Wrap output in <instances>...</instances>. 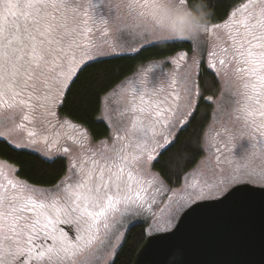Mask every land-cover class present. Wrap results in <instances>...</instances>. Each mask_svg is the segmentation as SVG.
Wrapping results in <instances>:
<instances>
[{
  "label": "snow or ice",
  "instance_id": "obj_1",
  "mask_svg": "<svg viewBox=\"0 0 264 264\" xmlns=\"http://www.w3.org/2000/svg\"><path fill=\"white\" fill-rule=\"evenodd\" d=\"M86 2L0 0V142L10 151L31 149L50 167L67 162L44 186L0 159V264H118L133 229L171 230L205 202L264 189V170L252 161L264 140L234 154L237 131L243 137L241 129L254 127L264 137V0H208L206 30L195 40L171 41L191 42L190 52L172 57L167 74L158 64L145 68L135 92L140 104L113 109L118 126L98 142L83 114L94 90L88 74L123 47V33L110 40L104 32L98 42L84 17L91 11L102 24L111 18L100 15L105 0ZM141 6L127 5L135 20ZM158 72L170 91L146 100L149 88L164 91L150 86ZM201 99L215 104L210 126L220 128L211 141L201 128L188 151L178 140L196 122ZM74 103L82 105L75 122L66 112ZM196 155L202 158L186 171Z\"/></svg>",
  "mask_w": 264,
  "mask_h": 264
},
{
  "label": "water",
  "instance_id": "obj_2",
  "mask_svg": "<svg viewBox=\"0 0 264 264\" xmlns=\"http://www.w3.org/2000/svg\"><path fill=\"white\" fill-rule=\"evenodd\" d=\"M205 203L146 237L132 264H264V189Z\"/></svg>",
  "mask_w": 264,
  "mask_h": 264
},
{
  "label": "trees",
  "instance_id": "obj_3",
  "mask_svg": "<svg viewBox=\"0 0 264 264\" xmlns=\"http://www.w3.org/2000/svg\"><path fill=\"white\" fill-rule=\"evenodd\" d=\"M211 2L213 0H209V3ZM241 2H244V0H241ZM217 10L219 11V9ZM191 46V43L186 42L158 43L155 46L143 48L138 54L105 58L103 59L105 61L104 63L94 65L88 74V80L91 82L94 90L90 91L86 98L87 108L83 114L86 116L87 127L95 140L104 139L109 136L107 125L98 119L101 98L104 94L134 74L140 66L154 61L164 60L180 51L190 52ZM81 108L82 105L75 103L67 106L66 112L72 113L71 118L74 122L81 115ZM212 110L213 102L201 99L196 122H194L191 128L181 134L178 144H185L188 146L187 150L192 151L195 135L201 128H207L211 120ZM64 114L62 113V115ZM202 117L203 119H201ZM10 148V145H6L5 142H0V159H5L9 163H15L20 168L19 176L22 179L26 178L30 182L50 186L51 183H54L64 174L63 170L66 167V163L50 167L36 160L30 154V151L17 149L10 151ZM168 155L166 154L165 157L160 159V165L157 167L165 165ZM200 159L201 156L196 155L195 159L187 166L186 171L190 170ZM140 232L145 233L144 227L135 228L128 234L129 243L121 252L118 264H132L134 256L146 239V234L142 238H138L137 234Z\"/></svg>",
  "mask_w": 264,
  "mask_h": 264
},
{
  "label": "rangeland",
  "instance_id": "obj_4",
  "mask_svg": "<svg viewBox=\"0 0 264 264\" xmlns=\"http://www.w3.org/2000/svg\"><path fill=\"white\" fill-rule=\"evenodd\" d=\"M84 2H85V5L87 6L86 0H84ZM129 3H130V0H105V6L100 9V15H103L105 17H110L111 19H109L108 23L102 24V23L94 22V20L96 19V15L95 13L91 11L88 13L87 16L84 17L86 20H88L87 26L92 28V34L97 38L98 42L101 39H103L102 34L104 32H107L109 34L108 38L110 40L118 36L120 32L123 33L121 37V43L123 44V47L118 48L116 53L109 52L108 56L103 57L101 59L117 57V56L133 55L134 54L132 51L133 48H141V46L145 48L149 46L151 42L153 41L150 39H147V40L141 39L140 37L136 35L135 19L130 15L129 9L127 7ZM89 17H92V18L89 19ZM118 29L120 30V32H118ZM168 42H171V41H168ZM158 43H164V42H158ZM105 50L108 51L107 47ZM176 54H173V56H170L164 60L154 61V62L147 63V64L140 66L135 71L134 74H132L131 76L123 80L120 84H118L116 87H114L112 90H110L109 92H107L106 94L102 96L98 119L107 125L109 129L108 137H110L111 133L115 130L114 125L118 126V120H117L116 113L112 110L119 107V109L123 111L131 107V104L133 103V101L137 105L140 104L139 97L135 95V92L140 87V82L144 78V69L158 64L160 66L161 72L164 74H167L172 71L173 66L171 65L170 61L172 57L176 56ZM203 58L206 62L208 58L207 51L204 52ZM160 77H161L160 72L150 74V77H149L150 86L156 87V88H163L164 91L158 92L155 95H153L152 89L149 88L147 95L145 96L146 100L148 99L155 100L159 97L166 96L168 92L170 91L167 88V79H168L167 76L166 75L163 76L162 79ZM214 108H215V104L213 103V109ZM212 113H213V110H212ZM216 115L217 117H220V113H217ZM109 117H111V119H109ZM212 123L213 122H212V115H211V120L206 128L207 130L206 138L209 141H211L212 137H214L215 130L220 128L219 122H217L214 126H210L212 125ZM241 131H243L244 133L243 137L240 136L239 131L235 133L236 139L234 140V143L238 144L241 142L240 145H238L234 149V154L236 156H239L243 150H246L249 147V144H259L261 140H264V137H261L260 132L254 127L243 128L241 129ZM100 140L102 139H99L96 141L98 142ZM160 140L161 142H163V137H160ZM17 150H25V151L32 152L31 149H17ZM225 156L230 158L231 154L228 152H225ZM252 161L255 163L258 171L264 170V152H260V151L254 152L252 155ZM65 163L67 162L65 161ZM196 164L192 168H194ZM5 174H9V173L6 171ZM155 211L163 219H166V212L160 213L159 208H156ZM174 223L176 224L177 221H174ZM144 230H145L146 237H150L153 235H158V234L171 231V230H167V231H161L158 233H149L146 227H144Z\"/></svg>",
  "mask_w": 264,
  "mask_h": 264
},
{
  "label": "clouds",
  "instance_id": "obj_5",
  "mask_svg": "<svg viewBox=\"0 0 264 264\" xmlns=\"http://www.w3.org/2000/svg\"><path fill=\"white\" fill-rule=\"evenodd\" d=\"M135 20L136 35L158 42L195 40L209 23L208 0H142Z\"/></svg>",
  "mask_w": 264,
  "mask_h": 264
}]
</instances>
